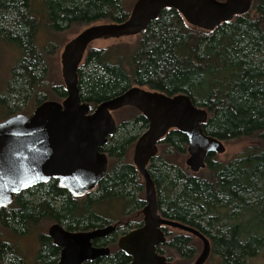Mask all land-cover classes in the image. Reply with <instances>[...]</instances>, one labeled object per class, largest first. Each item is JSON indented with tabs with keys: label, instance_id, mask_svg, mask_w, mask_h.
I'll use <instances>...</instances> for the list:
<instances>
[{
	"label": "trees",
	"instance_id": "16d2710c",
	"mask_svg": "<svg viewBox=\"0 0 264 264\" xmlns=\"http://www.w3.org/2000/svg\"><path fill=\"white\" fill-rule=\"evenodd\" d=\"M42 4L44 9L37 13L33 0H0V50L5 45L19 56L0 97L6 108L3 120L21 114L20 105L33 94L37 106L47 101L40 94L48 67L46 52L36 43L39 29L60 33L73 25L122 23L130 15L121 0H43ZM78 80L82 102L92 105L134 86L168 96L187 94L209 113L205 134L224 143L255 140V146L228 162L209 156L206 168L194 174L175 160L187 154V137L171 131L159 143L161 152L148 169L161 216L191 226L210 240L206 264H254L264 256V0H254L248 14L212 32L190 26L175 9H165L135 46L89 48ZM51 92L56 101L67 95L64 85ZM123 110L128 116L117 121L114 136L101 149L110 164L97 189L76 197L52 180L25 190L10 207L0 208V233L20 239L45 221L70 232L116 222L141 226L144 182L128 156L148 120L134 108ZM37 239L34 262L18 254L15 242L3 246V262L56 264L60 249L44 231ZM194 239L189 234L170 235L158 252L171 261L167 255L171 251L192 261L198 253ZM117 240L115 234L95 242L109 246L111 255L85 264H128L131 259L118 249Z\"/></svg>",
	"mask_w": 264,
	"mask_h": 264
},
{
	"label": "water",
	"instance_id": "95a60500",
	"mask_svg": "<svg viewBox=\"0 0 264 264\" xmlns=\"http://www.w3.org/2000/svg\"><path fill=\"white\" fill-rule=\"evenodd\" d=\"M254 0H137L126 21L93 24L69 41L61 54L66 97L45 101L30 117L18 114L0 122V208L12 205L17 195L56 180L76 197L93 192L108 173L109 158L101 149L117 130L113 113L134 108L148 120L137 140L133 164L144 181L146 206L143 225L118 240V248L131 259L128 264H174L158 248L168 243L164 228L181 230L198 238L203 248L193 264H206L210 240L199 230L161 216L150 161L158 155L159 143L171 131L188 139L187 168L198 174L211 155L226 152L224 142L207 135L203 125L209 113L187 94L168 96L134 86L99 105L82 102L78 71L94 41L142 34L165 9L177 10L192 27L212 32L238 16L248 14ZM117 225L70 232L53 224L48 236L61 249L57 264H85L111 255L107 246L94 242L108 237ZM3 242L0 238V256Z\"/></svg>",
	"mask_w": 264,
	"mask_h": 264
},
{
	"label": "rangeland",
	"instance_id": "374dc122",
	"mask_svg": "<svg viewBox=\"0 0 264 264\" xmlns=\"http://www.w3.org/2000/svg\"><path fill=\"white\" fill-rule=\"evenodd\" d=\"M224 1V0H219ZM43 0H33L34 7L36 8L37 13H41L44 9V5L42 4ZM124 8L126 11L131 13L133 10V7L137 0H121ZM43 17V16H42ZM105 22H99L97 24H101ZM86 27L79 26V25H73L69 29L62 31L60 33L53 32L50 30L45 29H39L36 34V43L38 48L43 52H46L47 58V67L48 72L44 79V82L41 84V93L44 94L43 96L46 98L47 101H56V96L51 92V88L56 85H64V80L62 76V65H61V54L64 50L65 45L74 39L78 34H80ZM140 35H133L128 37H122L119 39L111 38V39H101L94 41L91 43L89 48L94 49H107L110 47H133L138 42ZM2 49L0 50V97L2 95V92L5 91V85L8 82L9 77L11 76V68L13 65L19 60V56L16 57V52L13 50V48L8 46H1ZM65 86V85H64ZM35 100V94L31 96L26 103L23 105H20V112L23 115H30L33 113V111L36 109L37 105ZM1 103V98H0ZM127 109V108H125ZM6 114V108L1 106L0 104V122L3 120L2 117ZM114 118L116 121H119L121 119H124L128 116L127 111L121 109L117 112L113 113ZM146 131V130H145ZM144 131V132H145ZM143 132V133H144ZM226 146V152L221 155H216L217 159L221 162H228L238 156L246 147L256 145L257 142L252 139H241L237 141H232L229 143H224ZM134 147H131L129 151V161L133 163V153H134ZM160 148L158 151V154L160 153ZM188 154L182 155V156H175V160L180 164H183L184 167H186V160L188 159ZM187 168V167H186ZM142 182L143 179H142ZM118 223V222H116ZM54 223L45 221L43 222L37 230H34L32 233L26 235L25 237H22L20 239L15 237H6L3 233H0V237L2 240L6 241L8 244L11 245L15 243H19V253L21 256H23L25 259H27L29 262H34L35 256L37 254V251L39 249L37 234L41 231H44L48 233L49 228ZM114 225V224H113ZM171 233V236L177 235V234H187L181 230L178 229H168ZM170 237V236H169ZM194 237V236H193ZM194 244L198 248V253L196 257L191 260H185L180 255L169 252V256L172 258V262L174 264H193L198 256L200 255L203 244L202 242L194 237ZM18 241V242H17ZM13 255L12 253L9 254L11 257ZM210 259V258H209ZM208 259V261H209ZM207 261V262H208ZM206 262V263H207ZM254 264H264V256H261L260 258L256 259L254 261Z\"/></svg>",
	"mask_w": 264,
	"mask_h": 264
},
{
	"label": "flooded vegetation",
	"instance_id": "af4514ba",
	"mask_svg": "<svg viewBox=\"0 0 264 264\" xmlns=\"http://www.w3.org/2000/svg\"><path fill=\"white\" fill-rule=\"evenodd\" d=\"M64 99V98H63ZM63 99H61V100H59V102H62V100ZM34 112V111H33ZM32 114H30V115H28V117H30ZM107 156H108V154H107ZM108 158H109V156H108ZM109 164H110V159H109ZM187 167V166H186ZM109 170V169H108ZM156 190H157V188H156ZM157 197H158V191H157ZM11 206V205H10ZM10 206H8V207H10ZM143 218H144V216H143V211H142V218H141V220H142V225H143ZM132 219V218H131ZM128 223L129 222H124V223H120V222H118V223H114V225H117V229H116V231H114L113 233H111L110 235H117V238H118V240L122 237V236H124V235H126V234H128L129 232H131V231H133V230H136V229H138V228H140L141 226H140V224L139 225H136V226H134V227H130V225H129V227H126L127 225H128ZM54 224H56V223H54ZM110 225H113V224H110ZM108 226V225H107ZM166 229H168V228H164L163 229V231L167 234V236H170L171 235V233H170V231L168 230L167 232H166ZM47 235H48V233H47ZM110 235H109V237H106V238H110ZM1 238V237H0ZM106 238H104V239H106ZM2 240V239H1ZM52 240V239H51ZM118 240H117V247H118ZM97 241H99V240H97ZM97 241H95V242H97ZM2 242H3V245H2V250H3V246L5 245V244H8L6 241H4V240H2ZM94 242V243H95ZM95 246H103V245H95ZM107 247H109V246H107ZM58 248V247H57ZM110 248V247H109ZM60 249V248H59ZM111 249V248H110ZM119 249V248H118ZM112 252V251H111ZM60 253H61V249H60ZM59 257H60V254H59ZM4 258L2 257V253H1V256H0V264H5L4 262ZM58 261H59V259H58ZM58 263V262H57ZM56 263V264H57Z\"/></svg>",
	"mask_w": 264,
	"mask_h": 264
}]
</instances>
